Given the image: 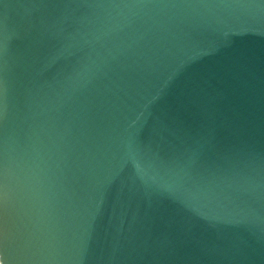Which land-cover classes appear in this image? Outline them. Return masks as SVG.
Masks as SVG:
<instances>
[{
    "label": "water",
    "instance_id": "95a60500",
    "mask_svg": "<svg viewBox=\"0 0 264 264\" xmlns=\"http://www.w3.org/2000/svg\"><path fill=\"white\" fill-rule=\"evenodd\" d=\"M0 264H264V0H0Z\"/></svg>",
    "mask_w": 264,
    "mask_h": 264
}]
</instances>
